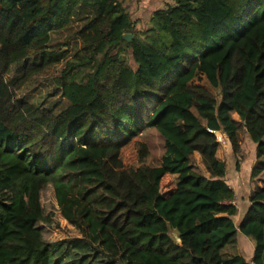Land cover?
<instances>
[{
    "label": "trees",
    "instance_id": "16d2710c",
    "mask_svg": "<svg viewBox=\"0 0 264 264\" xmlns=\"http://www.w3.org/2000/svg\"><path fill=\"white\" fill-rule=\"evenodd\" d=\"M127 2L0 0V264H264V187L236 225L216 159L217 135L243 157L236 114L255 145L249 177L264 175V0H173L153 12L145 41ZM80 11L81 47L58 83L69 105L53 114L18 100L65 58L48 52L50 36ZM147 129L164 142L160 160ZM48 185L79 238L43 240ZM239 236L253 244L250 263L223 256Z\"/></svg>",
    "mask_w": 264,
    "mask_h": 264
},
{
    "label": "rangeland",
    "instance_id": "374dc122",
    "mask_svg": "<svg viewBox=\"0 0 264 264\" xmlns=\"http://www.w3.org/2000/svg\"><path fill=\"white\" fill-rule=\"evenodd\" d=\"M133 3V2H132ZM131 3V4H132ZM126 4V12L132 17L133 21H141L140 17H147L148 14L137 13L138 6L134 11V6ZM89 18V14L80 11L74 18L72 24L64 31L52 34L50 36L49 50L51 56H54V52L57 49H64L67 53L65 58L56 66L50 68L44 75L34 79L28 86L16 93V98L20 101L27 102L34 106L42 107L53 114H58L64 110L69 104L62 97L60 88L58 87L59 79L63 70L69 68L73 64L72 56L80 49L81 45L76 37V32L86 23V19ZM144 29H136V34L139 38L145 41V37L140 34ZM40 57L27 60L19 65L11 67L9 73L6 76L7 82H13L22 75L23 68L26 63H35ZM240 126V143L243 157H236L231 151L230 145L225 140V146H219V157L222 158L227 166V172L229 175L228 181H231L229 186L232 188L235 194L234 205L237 207V215L235 216L236 225L239 224L245 211L247 210L249 203L248 198L252 191L256 190L259 185L264 186V175L258 177V179L251 180L249 177L251 166L255 160V145L244 136V128ZM219 136V135H217ZM245 137V138H244ZM143 138L146 142L148 150L154 156L155 159L160 160L165 152L164 142L159 134L154 129H147L143 133ZM190 163L195 167L198 166L195 171L200 174L206 175V169L201 163L200 159L190 160ZM236 163L238 168L236 169ZM247 169L245 167H248ZM245 168V169H244ZM244 169V170H243ZM40 204L44 211V215L48 220V223L38 225V229L41 231L42 238L45 242L55 243L65 239L79 238V233L70 226L60 215L59 208L56 204L53 188L48 185L40 195ZM252 251L251 257L253 256V244L245 237L239 236L238 243L236 246H228L223 250V256L229 257L234 255L242 256L246 262H250L248 256V247Z\"/></svg>",
    "mask_w": 264,
    "mask_h": 264
},
{
    "label": "crops",
    "instance_id": "0c3cea01",
    "mask_svg": "<svg viewBox=\"0 0 264 264\" xmlns=\"http://www.w3.org/2000/svg\"><path fill=\"white\" fill-rule=\"evenodd\" d=\"M133 2V3H132ZM132 3V4H131ZM128 4H130L131 6H134V11L136 10V8H135V6L137 7L138 6V10H136V12L138 13H145V12H147L146 14H148V16L147 17H140L142 20L140 21H137V24H136V29L138 28H140V29H145V28H147L148 27V24H149V21H150V18H151V15L153 14V12H155V11H158V10H162V9H164V7L166 6V5H171V4H173V0H128V2H127V5ZM129 5V6H130ZM231 119L238 125V130H237V136H238V139H239V141H240V126H239V124H240V120H239V118H238V116L236 115V114H232L231 115ZM244 136L246 135V131L244 130ZM245 138V137H244ZM219 151L221 152V149H219L218 148V150H217V152H216V159L219 161V162H222V163H224V161L222 160V158H220L219 157ZM194 159H200L201 160V158H200V156H199V154H197V153H194L193 154V156H192ZM201 163H202V161H201ZM252 164L253 163H251V164H249L250 166H252ZM192 165V164H191ZM202 165H203V163H202ZM193 166V165H192ZM204 166V165H203ZM198 166H193V168L194 169H196ZM204 168H205V166H204ZM246 169H247V171H248V169H249V166L248 167H245ZM244 168V169H245ZM206 169V168H205ZM237 169V168H236ZM243 169V170H244ZM206 171V175H207V177H209L210 175H209V173L207 172V170H205ZM228 179H231V178H229V175H228V172H226V182H227V184L229 185L230 184V182L231 181H228ZM258 179V178H257ZM255 181V180H254ZM264 186H261V185H259L258 186V188H263ZM235 202V201H234ZM236 206V205H235ZM246 212V211H245ZM245 246L246 247H248V250H247V252H248V256H249V258H250V262H251V259H252V257H251V253H252V251L250 250V248H249V246H248V244L246 245L245 244ZM223 253V252H222ZM233 256V255H232ZM232 256H229V257H232ZM235 256V255H234ZM249 262V263H250ZM251 264V263H250Z\"/></svg>",
    "mask_w": 264,
    "mask_h": 264
},
{
    "label": "built area",
    "instance_id": "2783aa9c",
    "mask_svg": "<svg viewBox=\"0 0 264 264\" xmlns=\"http://www.w3.org/2000/svg\"><path fill=\"white\" fill-rule=\"evenodd\" d=\"M218 142H219V146H225V138L221 135L217 136Z\"/></svg>",
    "mask_w": 264,
    "mask_h": 264
},
{
    "label": "water",
    "instance_id": "95a60500",
    "mask_svg": "<svg viewBox=\"0 0 264 264\" xmlns=\"http://www.w3.org/2000/svg\"><path fill=\"white\" fill-rule=\"evenodd\" d=\"M132 38H133L132 35H125V36H124V40H125L126 42H130V41L132 40Z\"/></svg>",
    "mask_w": 264,
    "mask_h": 264
}]
</instances>
